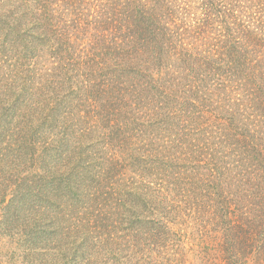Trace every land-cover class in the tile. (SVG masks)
Masks as SVG:
<instances>
[{
  "label": "trees",
  "instance_id": "trees-1",
  "mask_svg": "<svg viewBox=\"0 0 264 264\" xmlns=\"http://www.w3.org/2000/svg\"><path fill=\"white\" fill-rule=\"evenodd\" d=\"M0 237L264 264V0H0Z\"/></svg>",
  "mask_w": 264,
  "mask_h": 264
},
{
  "label": "rangeland",
  "instance_id": "rangeland-1",
  "mask_svg": "<svg viewBox=\"0 0 264 264\" xmlns=\"http://www.w3.org/2000/svg\"><path fill=\"white\" fill-rule=\"evenodd\" d=\"M38 258L36 252L26 250L24 246H19L17 242H10L0 237V264H27L30 260ZM29 261V262H28ZM84 264H103L100 259H95L94 262H83ZM106 264H119L108 262Z\"/></svg>",
  "mask_w": 264,
  "mask_h": 264
}]
</instances>
